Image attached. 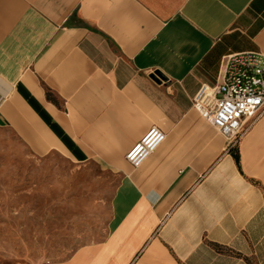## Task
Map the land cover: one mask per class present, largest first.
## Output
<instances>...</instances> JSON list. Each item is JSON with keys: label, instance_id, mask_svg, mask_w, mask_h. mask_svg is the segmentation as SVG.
Segmentation results:
<instances>
[{"label": "crops", "instance_id": "1", "mask_svg": "<svg viewBox=\"0 0 264 264\" xmlns=\"http://www.w3.org/2000/svg\"><path fill=\"white\" fill-rule=\"evenodd\" d=\"M248 50L264 0H0V130L119 178L103 239L54 264H264V115L227 150L191 103Z\"/></svg>", "mask_w": 264, "mask_h": 264}, {"label": "rangeland", "instance_id": "2", "mask_svg": "<svg viewBox=\"0 0 264 264\" xmlns=\"http://www.w3.org/2000/svg\"><path fill=\"white\" fill-rule=\"evenodd\" d=\"M118 182L94 161L35 156L0 130V264L62 263L100 242Z\"/></svg>", "mask_w": 264, "mask_h": 264}, {"label": "built area", "instance_id": "3", "mask_svg": "<svg viewBox=\"0 0 264 264\" xmlns=\"http://www.w3.org/2000/svg\"><path fill=\"white\" fill-rule=\"evenodd\" d=\"M192 107L232 150L242 135L264 115V53L242 51L221 57L214 84H201L191 98ZM165 134L151 127L125 154L138 168L164 141Z\"/></svg>", "mask_w": 264, "mask_h": 264}, {"label": "trees", "instance_id": "4", "mask_svg": "<svg viewBox=\"0 0 264 264\" xmlns=\"http://www.w3.org/2000/svg\"><path fill=\"white\" fill-rule=\"evenodd\" d=\"M234 149V148H233ZM236 159H237V161H238V156H236Z\"/></svg>", "mask_w": 264, "mask_h": 264}]
</instances>
